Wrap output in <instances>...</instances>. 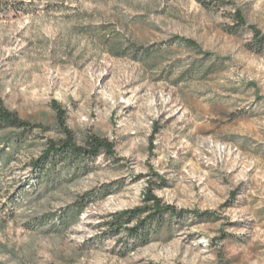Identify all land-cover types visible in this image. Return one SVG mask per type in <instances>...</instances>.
I'll use <instances>...</instances> for the list:
<instances>
[{
	"label": "rangeland",
	"instance_id": "rangeland-1",
	"mask_svg": "<svg viewBox=\"0 0 264 264\" xmlns=\"http://www.w3.org/2000/svg\"><path fill=\"white\" fill-rule=\"evenodd\" d=\"M24 1L0 14V98L51 130L0 167V264H264V46L247 28L231 33L233 11L201 0ZM234 1L264 34V0ZM55 100L79 139L107 137L121 159L49 183L34 173L30 161L59 134ZM103 184L117 191L65 220ZM149 187L219 218L191 214L135 248L124 233L102 234Z\"/></svg>",
	"mask_w": 264,
	"mask_h": 264
},
{
	"label": "trees",
	"instance_id": "trees-1",
	"mask_svg": "<svg viewBox=\"0 0 264 264\" xmlns=\"http://www.w3.org/2000/svg\"><path fill=\"white\" fill-rule=\"evenodd\" d=\"M23 1L14 3L12 0H0V14L11 7L16 10H26ZM205 6L218 8L227 7L233 11L236 26L231 33L237 34L241 29H249L253 35L252 45L263 47L264 34L254 25L247 21L244 11L238 7L234 0H201ZM21 3V4H20ZM176 41L186 44L192 48H199L197 41L181 35L175 37ZM56 110L57 137L45 138L43 149L39 156L30 161L34 173L46 178V182L58 181L64 176L72 179L78 175L87 174L95 168L101 157L109 160H120L116 143L107 137L97 133H87L79 139L75 132L67 124L66 110L55 100L52 103ZM37 129L43 133L51 130V125L33 123L22 118L16 111L10 110L0 98V130L7 131L0 150V167L6 164L8 158L12 157L19 147L23 146ZM7 148L10 150L7 152ZM117 191L111 184H103L81 195L74 205L70 206L64 214L65 220L79 218L84 212L87 199L105 198ZM200 220H217L219 216L211 210H188L178 209L175 205L163 201L156 195L152 187L144 194L141 205L130 209L117 211L108 219L101 222L98 227H105V233L115 236L126 234L128 246L135 248L143 246L154 240L169 238L172 235L173 222L181 221L190 215Z\"/></svg>",
	"mask_w": 264,
	"mask_h": 264
}]
</instances>
